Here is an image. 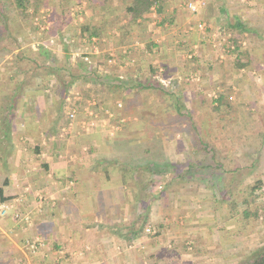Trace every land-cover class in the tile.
I'll list each match as a JSON object with an SVG mask.
<instances>
[{
  "label": "crops",
  "instance_id": "1",
  "mask_svg": "<svg viewBox=\"0 0 264 264\" xmlns=\"http://www.w3.org/2000/svg\"><path fill=\"white\" fill-rule=\"evenodd\" d=\"M202 1L205 2L197 11L190 9V13L183 8L184 13L189 14L186 23L176 7H166L162 13L153 10L157 20L149 21L151 32L140 30L131 38V57H90L91 61L86 62L85 59L74 62L72 57H66L65 65L69 58L73 69L79 62L86 65L83 70L77 65L81 71L74 73L67 93L56 80L58 67L48 68L44 73L34 62L36 67L22 65L25 70L21 66L24 57H6L4 62L8 61V65L0 64V77L15 81L13 86L4 88L16 95L13 103L0 102V200L22 199L16 208L31 221V224L26 220L19 223L14 216L15 209L6 215L0 214V264H179L178 259H188L195 264L193 261L197 258L209 259L215 254H225L229 259L231 253L220 246L218 240L235 231L241 218L233 225L224 215L221 218L214 213L207 217L210 215L205 213V207L228 205V200L212 196L217 188L215 184L229 190L242 187L239 176L243 165L233 167L231 162L232 155L236 158L241 152L238 149L233 153L218 152L221 163L211 160L212 151L203 148L208 142L214 144L210 130L217 129L218 120L215 118L213 124L209 121L207 129H199L201 121L197 114L206 107L200 89L196 86L195 94L191 91L187 96L181 86L184 73L177 72L178 67H174V73L168 77L151 70L153 63L166 68L176 65L175 61L181 60L178 47L171 57L159 53L155 57L152 52L157 53L156 48L165 40L162 26L169 28L174 22L196 58L202 56L200 53L205 52V48L209 49L207 54L215 53L210 44L213 36L206 32L219 28L222 33L227 30L252 33L258 38V44L264 46V0H253L255 5L239 0L235 2L237 5L231 0ZM238 5L243 7L241 13L236 9ZM247 8L249 11L245 10ZM82 11V22L86 23L80 24L82 28L75 32L78 34L75 38L82 41V47L85 43L106 45L104 38L113 35L88 37L89 11L87 8ZM200 18L204 19L205 31L196 26L195 19ZM249 18L255 20V27L249 25ZM154 27L159 28L156 37L151 34ZM70 28L76 27L71 25ZM75 38L69 37L74 42ZM52 58L47 63H53ZM21 68L23 71H18ZM28 69H32L31 72ZM88 76L96 85H101L96 89L98 94L88 89L91 85L87 83ZM157 77L160 79H155ZM154 80L161 86H152L150 81ZM171 91L177 95L166 96ZM72 108L77 113L70 119L67 112ZM225 114L221 121L227 123L228 113ZM180 117L186 120L177 126ZM242 119L239 115L236 122L241 124ZM92 120L95 124L89 126ZM233 171H236L235 176ZM157 175L162 178V192L174 188L178 193L177 203L182 207L178 206L176 211L187 212L194 202L205 206L198 212L207 216L198 214L199 217L192 220L191 215L186 214L185 220L204 222L203 227L212 233L209 237L217 240L212 246L203 251L192 249L197 238L192 232L198 231L196 225L188 234L167 229L168 223L174 221L168 212L172 201L168 203L167 196L165 203L156 206L164 216L160 226L168 231L153 236L156 241H151L144 233V224L151 215L150 206L145 205V190L151 189L149 178ZM245 184H248L246 180ZM152 200L154 204L160 201ZM139 219L143 228L134 235L131 223ZM175 221L183 222L182 219ZM204 231L200 230L201 239ZM241 237L248 239L246 233H241ZM28 239L40 240L36 251L29 249ZM184 241L189 246L182 250L178 246ZM232 254L230 259L242 260L236 253ZM172 255L176 259L169 262L167 258ZM207 261L200 264H209Z\"/></svg>",
  "mask_w": 264,
  "mask_h": 264
},
{
  "label": "rangeland",
  "instance_id": "2",
  "mask_svg": "<svg viewBox=\"0 0 264 264\" xmlns=\"http://www.w3.org/2000/svg\"><path fill=\"white\" fill-rule=\"evenodd\" d=\"M202 0H194L193 2L198 3ZM241 3H248V5H255V1L253 0H239ZM190 0H168L167 6L170 9L172 7H176L177 9H180L179 17L181 19H184V22L186 23L189 21V14L184 13V9L188 10L191 13V10L189 8L188 3ZM203 2V1H202ZM200 2V5H203V3ZM205 2V1H204ZM236 0H231V3L235 4ZM237 5V4H235ZM87 0H44V2L41 5V8L31 16L27 21L22 22L17 16L18 14L16 12L12 11L11 17H17L13 21L11 20V23L8 25L11 29V39L7 37V34L3 33L2 28L0 27V64L8 65V61L4 62L6 57H16L18 53L23 52L25 55L22 65H27L26 67L35 66L34 61H36L33 57L39 58L38 65H39V71H43L44 73L47 72L48 68L58 67V74L61 76L60 79L66 78V71H64L65 66V60L66 57H72L74 62H77V59L79 60H90V57H122V55H126L127 57H131V30L127 32L126 36H124V43L122 42L119 45V40L123 36L120 34V31L118 29L109 30L105 35L112 34L111 37L104 38V43H107L106 45H98L96 43L88 45L85 43L82 47V41L79 42V38H75L76 31H79L80 24L85 23L82 22V10L87 8L88 17L92 16L91 8L88 6ZM181 6V7H180ZM254 7V6H252ZM251 8V7H248ZM245 9L249 11V9ZM236 9L238 13H241V10L243 11V7H240L239 5L236 6ZM252 10H256V8H252ZM71 11H74L72 13ZM251 11V10H250ZM30 12L33 13V8H30ZM85 12V11H84ZM187 12V11H186ZM243 14V13H242ZM247 15V14H245ZM253 15V14H252ZM157 15H154L153 13L150 15V22H155ZM123 21L126 19V15H122ZM121 18V17H120ZM125 18V19H124ZM249 25H252V27H255L254 25V19H248ZM21 21V22H20ZM193 21V20H191ZM197 22L196 26L198 25L199 21H203V18H200L199 20L195 19ZM206 21V20H205ZM183 22V23H184ZM128 23V22H127ZM207 23H209L207 21ZM206 23V24H207ZM76 27L75 29H68L70 26ZM128 26V28L131 29V25L124 24ZM154 25V24H153ZM178 24L174 22L172 26L169 28L165 26L163 27V35L165 37L164 42L161 43L160 47L157 49L156 52H152L155 57H158L159 55L165 56V57H171L175 54H172V52L176 51L175 47H178L179 52L181 54V60H176V65L169 66L166 68L165 65L158 64L154 65V69L157 75L168 77L170 74L172 75V71H174V67H178L177 72H183L182 75V84L183 90L186 92L185 94L188 96L191 91L193 94H195V87L197 86L198 89H200L202 102L204 105H206L205 109L203 108L199 109V114H197V117H200V129H207L209 128V121H211V124L214 123L215 118L218 120L219 126H217V129L210 130L211 140L214 142V145L217 147L219 154H223L224 152L230 151L234 152L238 149V152H241V156H238L234 158V154L232 155L231 162L233 163V167H236V165H243V170L240 172L239 178H241V188L232 190L231 194L232 196H235L239 201L242 198L243 194L246 191L245 188V180L246 183L252 184L257 181V179L263 180V186L261 190H258L256 192V200L255 204L257 206H264V46H261L258 44V38L256 35L252 33L244 34L243 32H231L230 30H227L225 33H222L221 29L218 30L215 29V32L212 31L210 33L206 32L208 35H212L213 39L210 42L212 45V48L215 50V53H212L211 51L208 52V48H205L206 53L201 54L202 56L199 57H193V51L188 50V45L186 46L185 42L182 40L183 32L180 29H177ZM182 25V24H180ZM254 25V26H253ZM179 26V25H178ZM165 27L167 29H165ZM135 30L133 34L140 33L139 27H134ZM207 28V27H206ZM70 30V32L68 31ZM150 30L148 28L146 31ZM196 30V31H195ZM159 28L154 27L152 29V36L156 37L158 35ZM194 31L197 33V28L194 29ZM205 31V29H204ZM151 32V30H150ZM194 32V33H195ZM215 33V35L213 34ZM192 36V34H191ZM211 36V38H212ZM69 37L75 38V42L70 40ZM223 37L226 39L224 42ZM112 39L109 41V39ZM169 39V41H168ZM234 39H237L239 43L244 42L247 47L244 48L243 55L239 57L241 59V62L244 64L243 66H239L237 64L238 57H236V53L232 50V45H235ZM178 41V42H177ZM72 42V43H71ZM75 43V44H74ZM176 43H178V46H175ZM180 45V47H179ZM47 47V49L50 51V58H52L53 63H47V58L40 54L39 48L40 47ZM89 46V47H88ZM125 46V47H123ZM210 47V49L212 50ZM67 49V51L65 50ZM128 49L130 52H128ZM184 49V50H183ZM231 51H228V50ZM211 52V53H210ZM247 52V53H245ZM157 55V56H156ZM191 55V56H189ZM178 57V56H177ZM92 59V58H91ZM57 60V61H55ZM51 61V59H50ZM91 61V60H90ZM53 64L55 66H53ZM175 64V63H174ZM78 65V64H77ZM75 65L76 72L79 73L81 70L77 68L78 66ZM145 65V64H144ZM57 69V68H56ZM62 69V70H61ZM146 69V68H144ZM143 69V70H144ZM163 69V70H160ZM83 70V69H82ZM180 70V71H179ZM152 72V71H151ZM2 75V74H1ZM20 77L18 76V79ZM91 76L87 77V83L91 84L89 85L88 89L96 93V89L101 87V85H96L92 80ZM2 79H5L3 81ZM21 79V78H20ZM93 79V78H92ZM155 79H160V77H157ZM0 80L3 82H0V95L3 97L5 95H8L10 92V89H5V86H13L12 83H15V81H10L8 78L0 77ZM9 80V81H8ZM69 81L71 78L69 77ZM73 79L71 80V82ZM100 83V82H98ZM103 83V82H102ZM62 86V84H60ZM185 86V87H184ZM224 91L227 92L229 95V101L230 106H227L225 110L216 111L213 110L212 105H214L216 102L214 99L218 97V92ZM172 92V91H171ZM98 94V93H96ZM100 94V93H99ZM184 94V93H183ZM184 94V95H185ZM192 94V95H193ZM173 95H177L176 93H166V96L170 97ZM232 97V98H231ZM85 102V101H84ZM215 102V103H214ZM216 106V105H215ZM233 107H235L233 109ZM238 107L239 109H237ZM208 109L210 111H208ZM69 111V110H68ZM197 111V110H196ZM225 113H228L227 116H225L228 120V122L225 123L221 121L223 119V115ZM68 115V112H67ZM226 115V114H225ZM239 115H242V123L236 122V119H239ZM237 117L236 119H234ZM72 119V118H70ZM185 118H179L177 122V126L179 123L182 122V120ZM75 120V119H74ZM72 120V121H74ZM186 120V119H185ZM226 120V121H227ZM213 121V122H212ZM181 127V126H180ZM189 129V126L187 127ZM189 129V132L192 133V130ZM239 134L241 136H239ZM214 136V138H213ZM215 139V140H214ZM236 153V152H235ZM257 154V155H256ZM258 156V157H257ZM151 180L150 186L151 189L146 192V200L145 205H149L150 209V216H148L147 222L144 224V233L150 236L151 241H156V238L153 237L158 234H162L163 231H175V232H182L185 234H188L190 231V228L200 227L203 228L204 234L200 236V228L196 230H191L195 235H197L196 243L198 242V248L207 249V247L212 246L217 240L212 241L209 237V228L203 227L205 225H202V223H197V221H194V223L191 221L185 220V215H191L192 220L194 218H198L201 214L198 211L203 209L202 203L194 202L192 204L191 209L189 211L182 209L181 211H176V209L179 207H182V205H179L177 203L180 198L177 197L178 193L174 190V188H168L169 190H164L162 192L163 182L160 175H157L156 177H150ZM162 184V185H160ZM222 184V183H220ZM222 188V187H221ZM219 190V191H218ZM131 195L133 193L131 189ZM129 192V193H130ZM205 192V191H204ZM213 197L214 196V191ZM196 193V192H195ZM220 189H217V196L219 199L222 200ZM165 196H164V195ZM248 194V193H247ZM167 196L168 203H171L172 205L170 207V210L168 212L171 213L170 217L173 218L174 221L168 223L169 227L168 230H164L163 228L165 226H160L162 223V219L164 218L163 213L158 209L157 204L160 205L165 203V197ZM175 199L172 200V197ZM216 196V197H217ZM152 198H155L156 200H160L157 203H151L153 202ZM212 198V197H211ZM177 201L175 202V200ZM182 202V201H181ZM180 202V203H181ZM228 203V202H226ZM238 208L236 212V216H233L234 209L231 205H222L220 204L219 208H214V206H204L205 210H207L205 213H202L201 215H206L207 217H212V215L219 214L220 217L224 215L227 217V219H230L232 221L231 223L234 225L236 223V220L239 219L240 216H238L239 213L245 208V205L242 203H238ZM144 206V205H143ZM142 207V206H141ZM140 207V209H141ZM148 211V208H145ZM172 209V210H171ZM179 209V208H178ZM142 210V209H141ZM144 211V210H142ZM175 211V212H174ZM161 212V213H160ZM168 214V213H167ZM183 214V215H182ZM203 215V216H204ZM222 215V216H221ZM230 217V218H229ZM219 218V220L221 219ZM177 219H182L183 222L175 221ZM175 226L174 224H177ZM186 223V224H185ZM230 223V224H231ZM142 224V220H138V227ZM221 224V223H220ZM186 225H189L191 227H187ZM150 228L151 232L147 229ZM237 228V226H236ZM212 230V229H210ZM214 231V230H213ZM234 231V229H233ZM236 231V230H235ZM234 231V232H235ZM198 232V233H197ZM191 233V232H190ZM225 233V232H224ZM254 236L252 237V235ZM248 239H245L244 237H241V234L237 235H231L230 232L227 233V235H224V237L220 240H218V243H220V246L225 248L227 252H230L229 259L225 258L223 254H215L216 256L211 258H197L195 261H193L195 264H200L206 260L209 261V264H234L239 261L232 260L230 258H233L232 253H236L238 257H242V260L250 253V251L257 249L264 243V211H261V214L259 215V221L257 223V226H255L252 230V233H248ZM251 236V237H250ZM183 243L181 246H178L182 250L184 249ZM227 246V247H225ZM221 247V249H222ZM197 249V248H196ZM223 250V249H222ZM226 252V253H227ZM244 257V258H243ZM225 258V260H224ZM169 259V262L175 261V256L172 255V258ZM207 261V262H208ZM211 261V262H210ZM177 263L179 264H192L191 261L189 262L188 259H178Z\"/></svg>",
  "mask_w": 264,
  "mask_h": 264
},
{
  "label": "trees",
  "instance_id": "3",
  "mask_svg": "<svg viewBox=\"0 0 264 264\" xmlns=\"http://www.w3.org/2000/svg\"><path fill=\"white\" fill-rule=\"evenodd\" d=\"M63 1V0H62ZM44 0H0V27L3 30L4 34H7L11 39V28L8 26L11 23V20L17 17H11L12 11L16 12L22 22L27 21L31 16L34 15V12L36 13L40 8ZM88 6L91 8L92 16L89 17L87 20L89 24L87 25V36H102L105 33H107L109 30L118 29L120 31V34L123 36L119 40V45L123 42L124 43V36H126L127 32L131 30V38L133 37V33L135 30L134 27H139V30H147L149 28V21H150V15L153 12V10H157L158 13H162L168 3V0H87ZM30 8H33V13L30 12ZM122 15H126V19L123 21ZM121 17V18H120ZM20 21V22H21ZM128 22V23H127ZM86 23V22H85ZM128 24L131 25V29L128 28V26L124 25ZM239 25L242 24L241 22L238 23ZM235 43V49L233 52L236 53V57H238L237 64L239 66H243L244 64L241 62V57L244 52V46L242 43H239L237 39H234ZM121 46V45H120ZM67 51V49H65ZM40 54L45 56L47 59H51L50 51L47 49V47H40L39 48ZM247 53V52H245ZM24 53H18L16 57H24ZM18 58V59H19ZM35 60H38L37 57L34 58ZM24 60V58H23ZM21 60H19L20 62ZM35 63H38L37 61H34ZM69 58L66 63V65L63 67L64 71H66V78L60 79L61 76L58 74L56 77V80L59 82V84H62V86L65 88V92L67 93V90L69 88L70 82L73 79L74 73H76V70L73 69V67L69 64ZM79 68L80 69H86L85 63L79 62ZM22 66V63H21ZM25 70H27L24 66H22ZM28 68V67H27ZM32 69H28V72H31ZM153 72H155L154 67L151 69ZM18 71H23L22 68ZM69 77L71 80L69 81ZM5 81V79H2ZM0 80L2 83L3 81ZM57 82V83H58ZM150 84L155 87H160L161 84L158 81L151 82ZM166 93V92H165ZM15 94L9 93L8 95L1 96L0 95V102H15ZM175 96V95H173ZM216 102V106L212 105L213 110L220 111L225 110L227 106H230L229 101V95L227 92L219 91L218 97L214 99ZM180 106L178 105V112L180 110ZM229 108V107H227ZM227 111V110H225ZM200 129V128H199ZM212 144V145H211ZM206 147L203 149L212 151L211 160H213L216 164L221 163L222 158L218 157V149L213 143H206ZM209 148V149H207ZM257 155V154H256ZM258 157V156H257ZM205 159V158H204ZM239 168V167H237ZM240 169V168H239ZM235 170V169H234ZM236 171H233V176H235ZM217 188H215L213 191L214 196L216 197L217 189H220L221 197L222 199L228 200V204L232 206L234 209L233 216H236L238 203H242L245 205V208L239 213L238 216H240L241 224L237 227L236 231L230 233L231 235H237L241 233H252V230L255 226H257V223L259 221V215L261 214V211H264V206H257L255 204L256 200V192L258 190H261L263 186V180L257 179L256 182L252 184L245 185L246 195L243 194L240 201L235 198V196H232L231 192L232 190L229 189H223L218 188V185L215 184ZM219 191V190H218ZM248 193V194H247ZM143 223V222H142ZM138 221L131 223V233L134 235L138 234V232L143 228L142 224L140 227L137 226ZM138 227V228H137ZM187 241H184L183 247L186 249L188 247ZM192 249L197 248L198 249V243L196 241L192 244ZM196 249V250H197ZM237 264H264V243L260 247H258L255 250L250 251V253L239 263Z\"/></svg>",
  "mask_w": 264,
  "mask_h": 264
},
{
  "label": "built area",
  "instance_id": "4",
  "mask_svg": "<svg viewBox=\"0 0 264 264\" xmlns=\"http://www.w3.org/2000/svg\"><path fill=\"white\" fill-rule=\"evenodd\" d=\"M202 3L204 4V2H202ZM188 5H189V8H190L192 11H197V9H198L200 6H202V5H200V4L198 5V3H195V2H193V1H190V2L188 3ZM205 27H206V25H205L204 22H200V23L198 24V29H200L201 31H204ZM223 40H224V42L226 41L225 38H224ZM232 49H235V45H234V44L232 45ZM232 49H231V50H232ZM231 50L229 49L228 51H231ZM232 51H233V50H232ZM189 56H191V55H189ZM160 70H163V69H160ZM163 82H164V80H163ZM231 98H232V97H231ZM76 113H77V111H76L75 108H72V109L68 112L69 117L72 118V119L76 116ZM94 124H95V121L92 120V121H90L89 126H93ZM41 198H42V196H41ZM21 200H22V199H20V198H17V199H16L15 201H13V202H10V201H8V200H0V214H1V215H6L11 209H15L14 216H15V218L19 221V223H21V222L24 223V222H25L24 220L29 221V220H30L29 216H26L25 213H23V212L20 210V208H16L17 204L20 203ZM29 223L31 224V221H29ZM147 230L151 232V229H150V228H148ZM27 244H28V247H29L30 250H32V251H36V250L39 248L41 242H40V240H38V239H30V240L28 239Z\"/></svg>",
  "mask_w": 264,
  "mask_h": 264
}]
</instances>
